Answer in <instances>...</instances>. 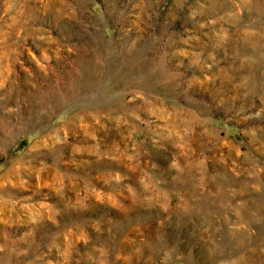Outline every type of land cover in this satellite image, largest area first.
Wrapping results in <instances>:
<instances>
[{
	"label": "rangeland",
	"instance_id": "1",
	"mask_svg": "<svg viewBox=\"0 0 264 264\" xmlns=\"http://www.w3.org/2000/svg\"><path fill=\"white\" fill-rule=\"evenodd\" d=\"M0 264H264V0H0Z\"/></svg>",
	"mask_w": 264,
	"mask_h": 264
}]
</instances>
